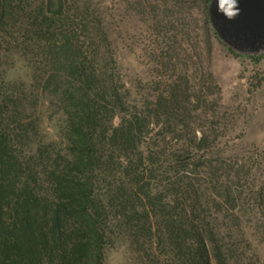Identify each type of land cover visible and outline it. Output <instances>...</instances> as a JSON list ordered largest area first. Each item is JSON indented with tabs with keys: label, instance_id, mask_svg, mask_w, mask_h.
Segmentation results:
<instances>
[{
	"label": "trees",
	"instance_id": "1",
	"mask_svg": "<svg viewBox=\"0 0 264 264\" xmlns=\"http://www.w3.org/2000/svg\"><path fill=\"white\" fill-rule=\"evenodd\" d=\"M115 3L0 0V63L13 60L0 65V264H104L115 248L127 264H229L196 179L207 137L177 79L131 99ZM131 3L162 30V0ZM203 30L236 58H264L224 45L206 11ZM45 103L52 136L36 115Z\"/></svg>",
	"mask_w": 264,
	"mask_h": 264
},
{
	"label": "rangeland",
	"instance_id": "2",
	"mask_svg": "<svg viewBox=\"0 0 264 264\" xmlns=\"http://www.w3.org/2000/svg\"><path fill=\"white\" fill-rule=\"evenodd\" d=\"M204 1L162 0L157 33L131 0H116L110 14L113 47L134 102L150 100L161 80L162 93L175 79L186 91L189 102L181 107L196 116V136L203 132L209 144L196 177L206 215L225 228L221 243L229 264H264V58H236L206 35ZM154 49L162 66H156ZM12 62L7 58L0 65ZM54 111L47 103L36 111L42 136L53 134ZM112 253L127 264L122 248L107 250L104 264Z\"/></svg>",
	"mask_w": 264,
	"mask_h": 264
},
{
	"label": "water",
	"instance_id": "3",
	"mask_svg": "<svg viewBox=\"0 0 264 264\" xmlns=\"http://www.w3.org/2000/svg\"><path fill=\"white\" fill-rule=\"evenodd\" d=\"M210 25L236 53H264V0H210Z\"/></svg>",
	"mask_w": 264,
	"mask_h": 264
},
{
	"label": "clouds",
	"instance_id": "4",
	"mask_svg": "<svg viewBox=\"0 0 264 264\" xmlns=\"http://www.w3.org/2000/svg\"><path fill=\"white\" fill-rule=\"evenodd\" d=\"M21 69V65H17V70ZM12 73L10 72V75ZM110 264H122V256L119 253H112L110 256Z\"/></svg>",
	"mask_w": 264,
	"mask_h": 264
}]
</instances>
